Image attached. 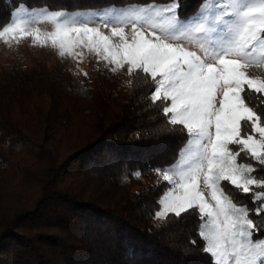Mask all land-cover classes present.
Listing matches in <instances>:
<instances>
[{
  "label": "trees",
  "instance_id": "obj_1",
  "mask_svg": "<svg viewBox=\"0 0 264 264\" xmlns=\"http://www.w3.org/2000/svg\"><path fill=\"white\" fill-rule=\"evenodd\" d=\"M59 2L25 0L32 9ZM63 2L75 10L169 0ZM18 3L0 0V21ZM201 4L183 0L181 15L192 17ZM154 88L142 73L113 74L95 59L82 79L39 55L28 65L0 63V264H212L197 212L167 225L152 218L164 183L147 184V169L173 163L187 141L181 126L169 131L164 104L150 99ZM246 98L264 109L254 94ZM239 159L264 178V166ZM226 191L259 227L254 209L264 201L253 196L264 189Z\"/></svg>",
  "mask_w": 264,
  "mask_h": 264
},
{
  "label": "snow or ice",
  "instance_id": "obj_2",
  "mask_svg": "<svg viewBox=\"0 0 264 264\" xmlns=\"http://www.w3.org/2000/svg\"><path fill=\"white\" fill-rule=\"evenodd\" d=\"M182 3L69 10L63 0L39 9L19 0L8 22L0 21V42L11 47L30 39L32 47L75 61L85 77L79 65L93 56L113 74L149 78L155 85L150 99L164 104L169 131L181 126L187 133L174 165L147 169L169 185L152 218L167 225L198 212L202 250L212 264H264V203L254 209L258 227L251 210L226 191V184L245 195L264 189L253 164L239 162L244 153L264 166V109L246 98L252 93L264 105V76L250 72H264V0H202L187 18ZM134 175L140 179L141 170ZM257 201L264 192L254 193Z\"/></svg>",
  "mask_w": 264,
  "mask_h": 264
},
{
  "label": "rangeland",
  "instance_id": "obj_3",
  "mask_svg": "<svg viewBox=\"0 0 264 264\" xmlns=\"http://www.w3.org/2000/svg\"><path fill=\"white\" fill-rule=\"evenodd\" d=\"M148 5H155L158 7H163L166 4H164V5L148 4ZM148 5H145V6H148ZM133 6H135V5H131L129 7H133ZM200 7H201V5L198 7L195 14L198 13V10L200 9ZM116 10L119 11V10H121V8H117ZM195 14L193 16H195ZM39 27L42 30H46V31L51 30V25H49V24H41V25H39ZM127 31H129V34H130V29ZM186 46L191 47V45H186ZM33 55L41 56L44 59L45 63L50 67H57L69 75L77 76L79 79H82L85 77L84 75H81L78 73L77 64L75 61H72L68 58L60 59L58 57L57 53L54 50H52L51 48L32 47L30 39L22 41L19 45L13 44L11 47L6 46L5 44H3V42H0V63L11 60V59H16L20 64L28 65V63L30 62L31 57ZM93 59H95L93 56H88L84 60V62L79 65V69L82 70L83 72H86L88 75V67H89V65ZM250 72H252L253 74L258 75V76H264V72L256 70V69H250ZM74 73H76V74H74ZM186 145H187V141H186L185 145L183 146V148ZM230 147H232L233 150H238L237 146H235V145L230 146ZM181 150L177 156V159L173 163L169 164L167 167L172 166L177 162V160L180 157ZM242 156L247 157L244 153H242L239 158H242ZM239 162L244 163L240 159H239ZM164 168H166V167H164ZM146 182H147V184L154 185V184L162 183L163 181H161L160 177L157 176L154 171H152L148 175ZM163 183H164V188L161 191L160 196H162L163 193L165 191H167V189L169 187V185H167L165 182H163ZM226 185H228V184H226ZM229 186H231V185H229ZM197 214L199 216L198 212H197ZM199 218H200V216H199ZM201 225H202V221L200 220L199 229H200ZM198 234H199V231H198ZM202 241H203L204 246H205V241L204 240H202ZM210 259L212 262L211 256H210Z\"/></svg>",
  "mask_w": 264,
  "mask_h": 264
}]
</instances>
